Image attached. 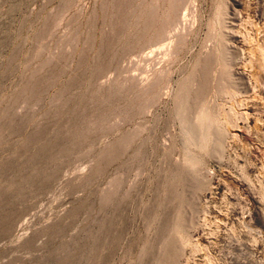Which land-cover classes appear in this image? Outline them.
<instances>
[{
    "label": "rangeland",
    "instance_id": "rangeland-1",
    "mask_svg": "<svg viewBox=\"0 0 264 264\" xmlns=\"http://www.w3.org/2000/svg\"><path fill=\"white\" fill-rule=\"evenodd\" d=\"M0 264H264V0H0Z\"/></svg>",
    "mask_w": 264,
    "mask_h": 264
}]
</instances>
